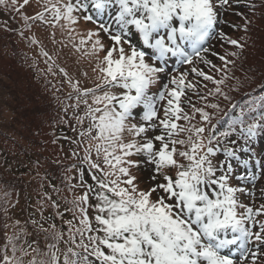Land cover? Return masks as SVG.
Listing matches in <instances>:
<instances>
[{"label":"snow or ice","instance_id":"snow-or-ice-1","mask_svg":"<svg viewBox=\"0 0 264 264\" xmlns=\"http://www.w3.org/2000/svg\"><path fill=\"white\" fill-rule=\"evenodd\" d=\"M31 2L0 0V30L36 45L27 33L38 22L70 37L81 19L91 22L95 30L77 34L74 47L90 44L84 55L97 58L98 75L91 85L68 80L74 103L64 106L72 115L62 123L78 138L63 137L74 162L61 187L41 174L39 161L30 172L29 184L49 183L55 198L38 192L21 205L15 184L0 192V264H264V151L256 148L264 141V97L237 105L222 87L233 78L236 91L242 86L228 65L236 66L248 37L218 34L236 49L212 53L221 68L204 56L225 12L243 3L255 14L264 0H35L41 10L29 14ZM236 14L247 33L252 20ZM194 58L223 75L168 67ZM190 73L213 87L190 81Z\"/></svg>","mask_w":264,"mask_h":264},{"label":"trees","instance_id":"trees-1","mask_svg":"<svg viewBox=\"0 0 264 264\" xmlns=\"http://www.w3.org/2000/svg\"><path fill=\"white\" fill-rule=\"evenodd\" d=\"M42 3L43 0H41ZM256 3L259 4V0H256ZM2 7L0 6V8ZM26 10L29 14H35L37 10L41 9L35 0H32ZM263 13L264 8L257 7L255 18L252 19V24L256 26L253 27V30L249 29V32L238 36L239 39L248 37L243 56L236 62L234 68L232 65H228V68L231 69L229 75L238 77L242 82L239 91L235 90L237 86L235 78L222 86L224 91L232 97L231 103L233 104L243 105L253 99L259 100L260 97H264V88L261 87L264 85ZM247 17L250 19L249 15ZM240 19L244 24L243 17ZM261 22L263 24H260ZM12 26L17 27L15 24ZM20 26L22 27V24ZM74 28L75 31L70 37L64 29L38 22L27 33L29 37L34 36L39 41L36 45H29L27 39H21L17 35L0 30V192L11 191L9 185L15 184L13 195L19 193L21 205L24 203L25 195L34 202L38 199V192H50L47 182L43 189L37 188V181H31L29 184L30 172L34 174L32 170L37 161L42 165L41 174L43 175L47 171L49 182L58 188L61 187L60 178L65 175V167L74 162L70 158V150L74 146L63 139L64 136L78 138L67 123H62L72 115L70 109L68 116H65L64 106L74 103V100H67V94L71 91L68 80L71 78L73 82L79 80L81 83L91 85L95 76L98 75L94 71L98 63L97 58L84 55V48H90V44L81 46L80 50L74 47V44L78 45L79 43L77 34H85L88 29L95 30V25L91 22H83ZM45 33L51 34L52 42L59 46L54 50L64 58L63 65L69 67L66 70L67 77L59 71L63 67L56 65L53 59L48 60L42 55V49L47 51L51 57L53 53L51 47L48 49L43 47V42H49ZM101 39L106 46L110 44L108 37L104 34ZM229 50L236 51L234 48H229ZM35 52L38 56L35 55ZM25 54L28 57L27 61H25ZM103 55L104 53L101 52L100 57L102 58ZM195 59H193V65H187L188 69L192 66L197 67ZM229 59H233V57H229ZM212 62L217 68L223 67V62L217 56ZM49 68H51L50 72L47 70ZM205 72L214 75L217 79L223 75L214 69ZM245 74L253 79H245ZM188 79L192 82L200 81L201 85L203 84L202 78L195 74L190 73ZM205 83H208L209 88L213 87L210 82ZM158 87H155V91ZM198 91H202V88H198ZM187 96L198 102V106L203 104L198 101L191 90H188ZM182 99H186V97ZM213 102L216 101L213 100ZM219 102L223 109H228V101L220 98ZM209 111L214 110L209 109ZM236 111L239 112V107ZM229 123L230 121L225 120L219 126L221 129H227ZM256 148L258 151H264L261 144L257 143ZM141 175L146 177L148 173L142 172ZM50 194L55 198V193L50 192ZM65 194H68L66 190ZM244 264L247 262L245 261Z\"/></svg>","mask_w":264,"mask_h":264},{"label":"rangeland","instance_id":"rangeland-1","mask_svg":"<svg viewBox=\"0 0 264 264\" xmlns=\"http://www.w3.org/2000/svg\"><path fill=\"white\" fill-rule=\"evenodd\" d=\"M230 12H234V13H236L237 11L235 10V8L233 7L232 9H229L227 12H225V15L226 16H228V14L230 13ZM251 18L252 19H254L255 17L254 16H251ZM240 21H241V19H239ZM84 21L81 19V21L79 22L80 24L81 23H83ZM61 23H63L62 21H61ZM260 24H263L262 22L260 23ZM260 24H258V25H260ZM16 25V24H15ZM231 29H229V28H226V29H224V34H226V35H228V34H230L231 33ZM103 35V33L101 34V36ZM47 36H50V37H48V43H45V42H43L42 44H43V47L46 49H48V47H51V49L53 50V53H52V59H53V61L55 62V64L56 65H58V66H61V67H63V69H65V70H68L69 69V67H67V66H64L63 65V61H64V58L60 55V54H58L55 50H54V48L55 47H58L59 48V46L57 45V44H55V43H53L52 42V38H51V34H49L48 33V35ZM213 46V45H212ZM212 46H211V48H212ZM38 48H40L39 46H38ZM229 48V46H225L224 47V49H228ZM216 48H213V50H215ZM221 51H222V48H221ZM219 55H222L223 53H221V52H217ZM35 55L36 56H38V54H37V52H35ZM214 58H215V56L214 55H212L211 53H209L208 54V56H207V59H210V60H214ZM74 66V65H73ZM174 68L175 69H178L179 67L178 66H176V67H170V69H171V71H173L174 70ZM203 83H205V81H203ZM81 84H85V83H81ZM88 84V83H87ZM152 91H155V87L152 89ZM263 181H261L260 183H262ZM260 185L258 184V186L257 187H259ZM257 198L256 199H260V196H256ZM256 203H257V205L259 204V203H261L260 201H256Z\"/></svg>","mask_w":264,"mask_h":264}]
</instances>
